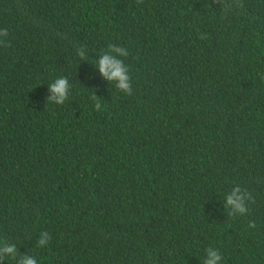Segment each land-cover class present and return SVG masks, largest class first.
<instances>
[{"label": "trees", "instance_id": "obj_1", "mask_svg": "<svg viewBox=\"0 0 264 264\" xmlns=\"http://www.w3.org/2000/svg\"><path fill=\"white\" fill-rule=\"evenodd\" d=\"M0 29V264H264V0H0Z\"/></svg>", "mask_w": 264, "mask_h": 264}, {"label": "clouds", "instance_id": "obj_2", "mask_svg": "<svg viewBox=\"0 0 264 264\" xmlns=\"http://www.w3.org/2000/svg\"><path fill=\"white\" fill-rule=\"evenodd\" d=\"M9 33L7 29H0V37H8ZM7 41L0 40V44H5ZM110 53H118L120 56H126L127 52L123 47H113L109 46V53L102 55L99 61H96L100 74L109 82H116L118 89L126 92L131 95V85L130 78L128 76V69L124 65L123 61L117 59L114 55ZM79 57L87 58L86 53L83 50H78ZM70 88L69 80L66 77H60L55 80L54 83L50 84L51 95L48 97L49 101L54 102L55 104H64L68 99V92ZM96 99L95 96L92 97ZM99 103L96 104V108L99 109ZM249 199V196L242 192L239 187L234 188L230 194L226 197V207L232 209V214L244 215L247 212V207L245 201ZM249 227L255 228V223L249 225ZM44 238L39 240V245L43 246L49 242L51 235L49 233H42ZM15 245L4 247L0 255L3 253L15 254L16 253ZM207 259L204 260L203 264H220L222 256L213 248L207 250ZM21 264H36V261L29 257H24L21 261Z\"/></svg>", "mask_w": 264, "mask_h": 264}]
</instances>
